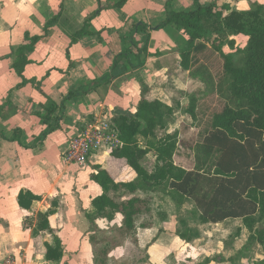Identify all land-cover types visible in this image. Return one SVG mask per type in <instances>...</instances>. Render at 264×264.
<instances>
[{"label": "crops", "instance_id": "1", "mask_svg": "<svg viewBox=\"0 0 264 264\" xmlns=\"http://www.w3.org/2000/svg\"><path fill=\"white\" fill-rule=\"evenodd\" d=\"M118 1L0 0V264L7 257L16 264H38L37 259H42L40 264H58L46 260L33 235L37 215L50 210L55 211L49 226L62 243V261L93 257L90 243L95 233L87 215L94 214L93 201L103 195L93 176L103 169L116 183H129L137 175L109 150L93 154L86 170L65 164L63 155L72 137L104 115L135 114L143 85L149 100L172 106L174 87L184 100L187 77L180 52L189 41L174 26L160 27L169 12L213 3L226 8V14L228 8L264 9V0H128L113 8ZM81 30L87 34L75 41ZM236 42L243 49L247 39L238 37ZM31 45L19 73L15 64L20 51ZM53 107H63L64 115L57 121L56 111L47 122ZM146 160L144 165L152 170L156 157L150 167ZM26 193L40 198L29 210L19 204L20 195ZM100 221L113 227V222L98 219L101 230ZM164 224L162 233L157 227L141 230L156 229L151 243L157 245L176 233ZM249 237L248 233L246 243ZM40 239L54 243L50 230L40 233ZM255 246V256L237 258L239 251L212 257L192 252L186 257L191 262L171 264H203L207 259L212 260L209 264H254V260L258 264L264 256L261 246ZM150 257L155 264L152 253Z\"/></svg>", "mask_w": 264, "mask_h": 264}, {"label": "trees", "instance_id": "2", "mask_svg": "<svg viewBox=\"0 0 264 264\" xmlns=\"http://www.w3.org/2000/svg\"><path fill=\"white\" fill-rule=\"evenodd\" d=\"M127 1L119 0L112 7L121 8ZM227 11L226 14V8L220 9L216 3L197 5L193 10L169 12L160 25L174 26L188 38L187 47L180 52L181 69L207 87L203 97L189 99L190 107L186 113L195 120L199 99L207 96L211 100L216 97L223 107L211 117L212 138L196 140L188 147L178 131L167 132L159 138L160 131H167L175 109L159 100H149L145 85L137 112L115 117L114 127L123 146L113 150L111 156L126 161L137 177L129 183H116L103 169L93 176V181L103 190V195L93 201L94 214L87 215L91 232L95 233L92 242L98 243V233L104 236L100 242L98 264H106L108 253L118 245L115 233L122 238L134 237L138 229L156 227L151 195L155 193L166 194L178 206L192 202L202 225L241 220L249 233V243L259 244L264 256V9L237 11L228 8ZM86 34L81 30L75 41ZM238 37L247 39L243 49L237 45ZM36 41L34 39L32 43ZM32 45L20 51L19 63L15 64L19 73L21 65L27 63L24 52L31 50ZM225 46L231 52L225 51ZM138 54L141 55V51ZM214 54L222 62L221 71L216 74L209 57ZM237 62L244 65L239 66ZM56 111L60 112L56 120H61L64 108L53 107L45 117L47 122L53 119ZM142 140L146 141V146L142 145ZM184 147L190 150L191 168L179 166L174 161L176 156L182 155L179 151ZM150 153L156 155L152 170L144 165ZM39 200L26 193L20 195L19 204L29 210ZM54 214V210L38 214L33 235L46 260L60 263L64 255L62 243L49 226V218ZM118 217L122 225L109 232L102 231L97 225L98 219L111 223ZM162 219L166 220V216ZM32 224L31 220L30 226ZM181 225L186 226V223L181 221ZM46 230L54 235L53 245L40 239V233ZM162 232L160 228L159 233ZM176 234L187 242L200 238V234L192 230L182 232L177 229ZM211 262L207 259L203 264ZM258 264H264V259Z\"/></svg>", "mask_w": 264, "mask_h": 264}, {"label": "rangeland", "instance_id": "3", "mask_svg": "<svg viewBox=\"0 0 264 264\" xmlns=\"http://www.w3.org/2000/svg\"><path fill=\"white\" fill-rule=\"evenodd\" d=\"M225 51L231 52L228 46H225ZM209 56V55H207ZM212 63L213 73H219L221 71L222 62L219 60V56L214 54V57L209 56ZM237 65L243 66V62H237ZM184 72V71H183ZM186 76V96L182 100L178 93H175L174 89L170 87V100L174 102L175 112L170 119L167 131H160L158 133L159 138L165 136L168 132L172 134L176 131L182 133V139L185 141L186 146L194 145L196 140L204 139L209 140L213 136V130L211 125V117L217 110H221L223 103L217 98L211 100L209 96L204 99H199L196 109V119H192L191 116L186 113L190 107L189 99L191 97L201 98L207 93V87L199 79L191 77L189 73L184 72ZM216 76H219L216 75ZM185 81V80H184ZM178 90V89H175ZM168 103V101H166ZM179 107H177L178 105ZM142 145L146 146V141L142 140ZM182 155H178L174 158L177 165L191 168L193 166L192 158L190 156L189 148L180 149ZM156 157L154 153H150L149 158L146 160L147 167H150ZM153 197V213L155 218L156 227L166 226L173 232L177 229H181L182 232L186 230H192L200 234V238H195L190 242L180 240L175 235L166 236L160 240L157 245L151 243L152 238L156 234V229L147 232L146 230L139 229L136 236H130L122 238L119 233L114 234V238L117 237L118 245L108 253L106 257V264H153L150 254L154 256L155 264H171V263H184L186 261L191 262V258L187 259L189 253H194L201 256V253L205 256L218 255L226 253L231 256L235 252L237 258L240 256H250L249 254L256 255L253 250L257 246L255 244L246 243L248 238V231L243 226L242 221H228L221 224H207L202 225L200 222V216L195 205L187 201L183 205L178 206L171 197L163 193L151 194ZM162 214V215H159ZM163 215L166 216V220L163 221ZM162 221V222H161ZM181 221L186 223V226L181 225ZM112 226H108L106 222L100 221V227L103 231L109 232L112 228H118L121 226L120 218H117ZM98 243H90L93 251V257L88 259L79 258H66L60 264H98L99 250L101 247V238L104 236L98 233ZM113 236V235H112ZM108 237V235H107ZM238 238V239H237ZM195 250H194V249ZM243 250V251H241ZM195 254V253H194ZM178 255L177 258H175ZM182 256V258H180ZM234 256V255H232ZM187 257V258H186ZM179 259V260H178ZM252 259V258H249ZM42 259H37V263L40 264ZM251 262V261H250ZM256 264V260L253 261ZM59 264V263H58Z\"/></svg>", "mask_w": 264, "mask_h": 264}, {"label": "built area", "instance_id": "4", "mask_svg": "<svg viewBox=\"0 0 264 264\" xmlns=\"http://www.w3.org/2000/svg\"><path fill=\"white\" fill-rule=\"evenodd\" d=\"M114 115L110 113L95 125L86 127L83 131L71 138L65 150L63 160L65 164L76 165L81 170L89 168L93 154L103 150L113 151L123 144L114 127ZM3 264H16L13 257H7Z\"/></svg>", "mask_w": 264, "mask_h": 264}]
</instances>
